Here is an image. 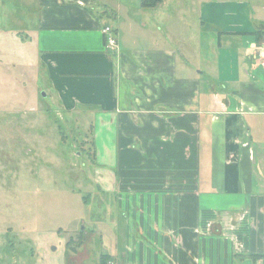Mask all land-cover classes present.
Instances as JSON below:
<instances>
[{"label":"crops","instance_id":"1","mask_svg":"<svg viewBox=\"0 0 264 264\" xmlns=\"http://www.w3.org/2000/svg\"><path fill=\"white\" fill-rule=\"evenodd\" d=\"M20 1L50 95L92 130L94 187L125 220L108 264L264 262V0Z\"/></svg>","mask_w":264,"mask_h":264},{"label":"rangeland","instance_id":"2","mask_svg":"<svg viewBox=\"0 0 264 264\" xmlns=\"http://www.w3.org/2000/svg\"><path fill=\"white\" fill-rule=\"evenodd\" d=\"M21 4L0 0V264L107 263L125 220L94 187L92 130L50 95Z\"/></svg>","mask_w":264,"mask_h":264},{"label":"built area","instance_id":"3","mask_svg":"<svg viewBox=\"0 0 264 264\" xmlns=\"http://www.w3.org/2000/svg\"><path fill=\"white\" fill-rule=\"evenodd\" d=\"M103 33L105 36L106 48L107 49L115 48L118 45V36L116 29L111 26H105L103 28ZM262 50L264 52V44L262 46ZM259 264H264V262H261Z\"/></svg>","mask_w":264,"mask_h":264},{"label":"trees","instance_id":"4","mask_svg":"<svg viewBox=\"0 0 264 264\" xmlns=\"http://www.w3.org/2000/svg\"><path fill=\"white\" fill-rule=\"evenodd\" d=\"M160 1H162V0H141V3H142L143 6H155ZM68 245H69V243H68ZM107 257H109V256L107 255L106 259H107ZM102 259H103V255H102ZM103 264H108V262L107 263H103Z\"/></svg>","mask_w":264,"mask_h":264},{"label":"water","instance_id":"5","mask_svg":"<svg viewBox=\"0 0 264 264\" xmlns=\"http://www.w3.org/2000/svg\"><path fill=\"white\" fill-rule=\"evenodd\" d=\"M45 96V94H43Z\"/></svg>","mask_w":264,"mask_h":264}]
</instances>
